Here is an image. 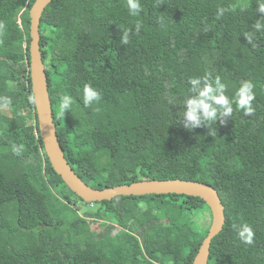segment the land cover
<instances>
[{"label": "trees", "instance_id": "1", "mask_svg": "<svg viewBox=\"0 0 264 264\" xmlns=\"http://www.w3.org/2000/svg\"><path fill=\"white\" fill-rule=\"evenodd\" d=\"M33 1L0 0V97L12 101L0 107V264H191L210 226L203 199L151 193L87 202L50 165L29 75ZM259 2L140 0L142 11L132 16L127 0H51L40 17L53 121L75 173L96 188L174 178L214 187L225 220L207 264H264ZM205 73L220 76L229 96L251 81L254 113L234 111L210 126L212 134L207 126L186 130L188 79ZM86 85L102 94L88 107ZM65 95L71 109L61 113ZM79 204L88 208L79 213ZM92 221L103 228L93 231ZM234 224L251 227L252 245Z\"/></svg>", "mask_w": 264, "mask_h": 264}, {"label": "water", "instance_id": "2", "mask_svg": "<svg viewBox=\"0 0 264 264\" xmlns=\"http://www.w3.org/2000/svg\"><path fill=\"white\" fill-rule=\"evenodd\" d=\"M51 0H34L29 8V75L33 104L39 136L44 152L54 171L66 186L87 202L110 200L116 196L177 193L198 196L204 200L211 213L210 226L191 264H207L209 247L213 236L221 229L225 220L224 205L217 190L211 185L188 179H140L109 187L96 188L84 182L73 170L60 146L56 124L53 121L51 101L48 93L45 66L40 50L39 23L45 6Z\"/></svg>", "mask_w": 264, "mask_h": 264}, {"label": "clouds", "instance_id": "3", "mask_svg": "<svg viewBox=\"0 0 264 264\" xmlns=\"http://www.w3.org/2000/svg\"><path fill=\"white\" fill-rule=\"evenodd\" d=\"M127 7L130 15L136 16L142 11L140 0H127ZM225 9L218 10L217 15H223ZM257 12L261 13V19L254 24L256 31H264V0H260L257 5ZM3 25H0L2 28ZM140 24L136 25V32L139 33ZM249 43H252V35L246 36ZM123 44L129 43L127 32L121 37ZM188 95L183 100V127L192 131L201 126H207L212 134L211 125L219 120L221 124L227 123V119L232 117L234 111H242L245 115H252L255 111L253 101L255 99L254 84L251 81L241 82L240 87L234 95L227 94L228 86L222 82L220 76L213 77L211 73L202 76H194L188 79ZM102 99V94L92 88L85 86L83 90V104L85 107L93 105ZM11 98L0 97V107L7 108L11 104ZM72 98L62 96L60 98L59 110L65 113L71 109ZM19 151V149H15ZM234 230L239 240L246 245L253 244L254 233L250 226L246 224H234Z\"/></svg>", "mask_w": 264, "mask_h": 264}, {"label": "rangeland", "instance_id": "4", "mask_svg": "<svg viewBox=\"0 0 264 264\" xmlns=\"http://www.w3.org/2000/svg\"><path fill=\"white\" fill-rule=\"evenodd\" d=\"M80 206H79V213H83V211L84 210H86L88 207H87V205L85 204V205H82V204H79ZM91 228L93 229V231L95 230V231H98L99 229H102L103 227H101V225H100V223L99 222H97V221H92L91 222ZM87 254L86 253H84V254H81V257H84V256H86Z\"/></svg>", "mask_w": 264, "mask_h": 264}]
</instances>
